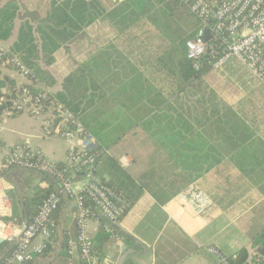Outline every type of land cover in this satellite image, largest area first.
<instances>
[{"label": "trees", "instance_id": "trees-1", "mask_svg": "<svg viewBox=\"0 0 264 264\" xmlns=\"http://www.w3.org/2000/svg\"><path fill=\"white\" fill-rule=\"evenodd\" d=\"M192 1L28 0L11 46L32 69L37 83L47 81L45 74L51 79L48 83H55L53 76L41 66V55L44 54L47 63L52 64L56 52L78 39L97 19H117L118 23L128 21L131 25L126 28L138 26L140 30L133 34L140 35L142 47L158 54L156 66L164 70L162 79L173 81V84L168 81V87H174L168 96L159 89L155 90V85L146 83L150 80L144 74L124 78L117 72L111 73L105 53L78 62L76 68L64 77L62 89L50 93L84 123L97 142L94 153L99 174L108 185L123 192L130 202L131 176L109 150L134 128L148 133L193 179L226 162L231 171L256 181L264 190V137L258 135L259 129L246 117L244 109L213 102L212 90L201 91L200 105L195 108L189 102H179L180 106H177L169 100L176 95L182 97V94L184 98L212 70L206 60L195 68L187 56V41L195 33L190 9ZM19 10L18 0H8L0 8V39L8 41L15 34ZM127 64L131 61L128 60ZM145 98L147 103L140 104ZM3 108L0 107V111ZM193 116L195 121L191 119ZM59 165L65 166L64 163ZM52 179L51 186H36L31 194L25 195V221L32 219L51 192L59 191L56 180ZM14 215H17L16 211ZM100 220L101 226L94 239L97 256L111 236L103 227L105 219ZM70 240L68 236L64 242L67 255L72 247ZM252 242L255 247L253 257L242 248L236 255H228L229 261L264 264V225L253 236ZM2 246L0 243V252ZM10 252L0 257V263ZM100 258L103 257L99 255L101 261ZM82 264L86 263L83 261ZM124 264L133 263L126 261Z\"/></svg>", "mask_w": 264, "mask_h": 264}, {"label": "crops", "instance_id": "crops-1", "mask_svg": "<svg viewBox=\"0 0 264 264\" xmlns=\"http://www.w3.org/2000/svg\"><path fill=\"white\" fill-rule=\"evenodd\" d=\"M193 17L195 32L198 20ZM127 25H131L130 22L97 19L84 32L90 27L96 31L92 35L89 54L75 61L74 67L60 77L49 71L55 83L39 82L38 86L55 94L62 89L64 77L76 68L78 62L95 55L101 57L105 53L111 73L117 72L124 78L144 74L150 80L146 83L155 85V90L159 89L168 96L174 87H168L170 79H162L165 77L164 70L156 66L158 54L141 46L140 35L133 34L140 30L138 26L126 28ZM13 41L9 39L5 44L11 47ZM75 41L66 47L69 48ZM128 60L131 64H127ZM237 64L240 63L233 61L225 68L230 69ZM0 77L4 86L25 82L9 68L3 69ZM170 82L173 84L172 80ZM169 100L177 106H180L179 102H189L183 98V94L182 97L172 96ZM142 103L146 104L147 99L141 100ZM246 117L254 121L259 129L258 135L264 137V120L257 114ZM191 119L195 121V116ZM25 143L42 149L51 159L64 163L71 146H78L79 142L63 138L55 128L48 132L41 119L25 113L1 117L0 164L14 145ZM109 152L131 176V205L127 213L115 223L114 233L104 244L102 252H97L98 258L99 255L103 257L99 260L100 264H124L126 261L133 264H220L217 256L208 250L210 246H216L227 255H236L242 248L249 251L250 257L255 255L252 238L264 225V190L256 181L231 171L226 162L193 179L141 128H134L125 134ZM1 172L8 182L5 187L7 199L3 200L0 196V243H3L0 257H4L14 247V242L7 241V236L14 235L17 239L25 222V195L31 194L36 186H51L53 179L44 173L25 169ZM57 186L61 188L58 182ZM15 211L17 215H14ZM54 219L58 229L49 244V250L33 261L13 264L83 263L78 249L74 248L67 255L64 245L68 236L74 239L76 235L75 201L64 196ZM12 222L14 227L10 225L5 228L6 223ZM100 226L97 220L90 222L94 239Z\"/></svg>", "mask_w": 264, "mask_h": 264}, {"label": "built area", "instance_id": "built-area-1", "mask_svg": "<svg viewBox=\"0 0 264 264\" xmlns=\"http://www.w3.org/2000/svg\"><path fill=\"white\" fill-rule=\"evenodd\" d=\"M191 12L198 20L194 35L187 41V56L195 68L206 60L212 69H223L237 61L243 65L251 77L264 83V0H193ZM9 68L20 75L25 82L16 86H4L0 77L1 117H11L25 113L41 119L48 132L57 129L68 140H77L78 146H71L65 166H60L42 150L30 143L16 144L0 164V196L7 199L6 176L1 172L25 169L48 174L61 186L42 202L30 221L22 224L15 238L8 235L7 241L14 242L9 255L0 264L33 261L44 254L58 224L54 215L61 207L63 196L75 201L76 235L69 241L86 264H100L95 253L94 237L90 232V222L100 218L106 232L113 234L115 223L130 208L131 202L103 179L94 153L95 138L84 123L74 113L50 95L47 89L38 86L32 69L23 61L21 54L12 50L0 39V72ZM15 224L6 223L5 228ZM219 259L220 264L231 263L228 255L216 246L208 247Z\"/></svg>", "mask_w": 264, "mask_h": 264}, {"label": "rangeland", "instance_id": "rangeland-1", "mask_svg": "<svg viewBox=\"0 0 264 264\" xmlns=\"http://www.w3.org/2000/svg\"><path fill=\"white\" fill-rule=\"evenodd\" d=\"M7 1L0 0V8ZM18 2L20 4V13L16 20L14 37L11 38L14 40L22 23L21 18L25 13L24 7L27 6L28 0H18ZM94 34H96V31H92V27L88 28L86 33L69 48L66 47L58 51V59L56 62L54 61L55 63H47L44 54L41 55L39 58L41 66L46 70L49 69L48 72L50 71L57 77H60L61 74L74 67L75 61L83 59L89 54V49L92 47V35ZM225 67L210 71L184 98L195 108L200 105L198 99L202 95L201 91L212 90L214 94L213 102H219L225 106L232 105L236 109H244L246 115L254 117L257 114L259 118L264 120V107L262 105L264 104V85L258 84L259 80L251 77L243 65L237 64L236 67L230 69ZM48 75H44L47 80L44 83L51 81Z\"/></svg>", "mask_w": 264, "mask_h": 264}]
</instances>
